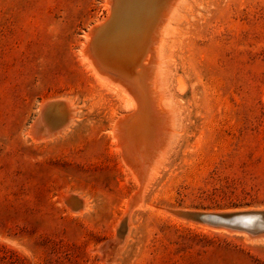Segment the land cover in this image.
<instances>
[{"label": "rangeland", "instance_id": "rangeland-1", "mask_svg": "<svg viewBox=\"0 0 264 264\" xmlns=\"http://www.w3.org/2000/svg\"><path fill=\"white\" fill-rule=\"evenodd\" d=\"M143 3L116 30L131 14L141 26ZM108 12L107 0H0V264H264V237L175 215L264 208V0L178 3L152 59L175 136L143 186L112 144L132 100L81 56ZM55 100L74 123L34 139L42 116L63 125Z\"/></svg>", "mask_w": 264, "mask_h": 264}, {"label": "bare ground", "instance_id": "bare-ground-1", "mask_svg": "<svg viewBox=\"0 0 264 264\" xmlns=\"http://www.w3.org/2000/svg\"><path fill=\"white\" fill-rule=\"evenodd\" d=\"M107 1L109 4L108 16L103 19L102 22H98L99 24L95 23L98 25H93L95 27H92L89 33L87 32V35L85 34L86 41L81 48V56L97 79H110L115 82L118 88L125 94L130 96L129 98L132 100L126 107V109L131 112L122 115V117H118L116 122L114 121L115 123L111 130L112 144L114 145V149L122 156L126 166L135 175L138 185L143 186L144 183L151 178L156 165L161 161L166 149L175 136V121L173 115L171 111L165 108L163 104V94H161L158 86L159 78L157 75L159 76V74L157 71L160 70L158 66L159 63H154L157 57L154 61L152 59L155 53H157L156 49L161 42V31L165 28V24L168 23L181 0H142V2L144 1V9H141L142 15L147 19L142 21L141 26L139 25L134 28L133 25L135 23L137 24L138 18L131 14L129 17L131 18L129 24L126 26L125 30L121 31L116 30L113 23L119 17L130 12V9L135 10L138 1L141 0H137L136 2L131 1L132 6L129 4L130 0ZM55 101L56 113H58L57 108L60 109L59 106H63V111H65L66 116L64 117L66 119L63 125L60 127L58 125L59 128L56 129H48L43 123V116L41 115L42 118L37 119L36 130L32 133L34 139L45 140V138L55 137L63 132H67L74 123L75 115L70 102L68 103L66 100L65 102L62 101V103H60L59 100ZM42 106L43 103L40 107L42 108ZM60 111H62V109H60ZM52 125H54V123ZM50 128H52V126ZM75 197L77 198V196L64 195L63 199L67 203L74 202L77 204L78 209L76 207L74 211L80 213L82 210H85L88 205L86 200L79 199V197L78 200ZM130 208L131 207L128 205L123 212L124 214L121 221H119L116 226L118 245L122 242L124 243L123 240H125V236L129 230ZM227 210L226 212L192 210L188 213L205 212L229 214L243 211L264 210V208ZM200 224L212 227V229H218L219 231L223 230L242 234L248 241L264 237V234L252 235L238 229L210 226L203 223ZM122 228H125V232H121Z\"/></svg>", "mask_w": 264, "mask_h": 264}, {"label": "water", "instance_id": "water-1", "mask_svg": "<svg viewBox=\"0 0 264 264\" xmlns=\"http://www.w3.org/2000/svg\"><path fill=\"white\" fill-rule=\"evenodd\" d=\"M175 215L210 226L242 230L252 235L264 234V210L243 211L229 214L183 212ZM124 229L125 228H122L121 232H125Z\"/></svg>", "mask_w": 264, "mask_h": 264}]
</instances>
